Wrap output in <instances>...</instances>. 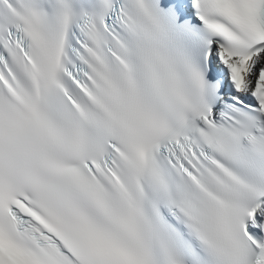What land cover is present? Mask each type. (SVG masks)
Masks as SVG:
<instances>
[{
	"label": "snow or ice",
	"instance_id": "snow-or-ice-1",
	"mask_svg": "<svg viewBox=\"0 0 264 264\" xmlns=\"http://www.w3.org/2000/svg\"><path fill=\"white\" fill-rule=\"evenodd\" d=\"M0 264H264V0H0Z\"/></svg>",
	"mask_w": 264,
	"mask_h": 264
}]
</instances>
